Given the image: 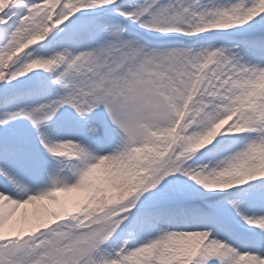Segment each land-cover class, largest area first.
I'll return each mask as SVG.
<instances>
[{
    "label": "snow or ice",
    "instance_id": "snow-or-ice-1",
    "mask_svg": "<svg viewBox=\"0 0 264 264\" xmlns=\"http://www.w3.org/2000/svg\"><path fill=\"white\" fill-rule=\"evenodd\" d=\"M0 264H264V0H0Z\"/></svg>",
    "mask_w": 264,
    "mask_h": 264
}]
</instances>
